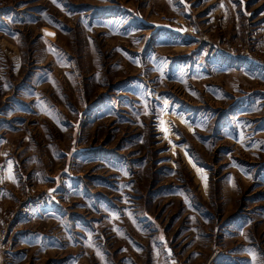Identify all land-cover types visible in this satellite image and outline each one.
I'll return each instance as SVG.
<instances>
[{
    "label": "rangeland",
    "instance_id": "1",
    "mask_svg": "<svg viewBox=\"0 0 264 264\" xmlns=\"http://www.w3.org/2000/svg\"><path fill=\"white\" fill-rule=\"evenodd\" d=\"M0 238L264 264V0H0Z\"/></svg>",
    "mask_w": 264,
    "mask_h": 264
},
{
    "label": "built area",
    "instance_id": "2",
    "mask_svg": "<svg viewBox=\"0 0 264 264\" xmlns=\"http://www.w3.org/2000/svg\"><path fill=\"white\" fill-rule=\"evenodd\" d=\"M3 242V240L0 238V243Z\"/></svg>",
    "mask_w": 264,
    "mask_h": 264
},
{
    "label": "snow or ice",
    "instance_id": "3",
    "mask_svg": "<svg viewBox=\"0 0 264 264\" xmlns=\"http://www.w3.org/2000/svg\"><path fill=\"white\" fill-rule=\"evenodd\" d=\"M51 35V34H50Z\"/></svg>",
    "mask_w": 264,
    "mask_h": 264
}]
</instances>
